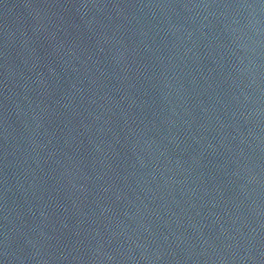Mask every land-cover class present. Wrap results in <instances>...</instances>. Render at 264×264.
Returning a JSON list of instances; mask_svg holds the SVG:
<instances>
[{
	"label": "water",
	"instance_id": "water-1",
	"mask_svg": "<svg viewBox=\"0 0 264 264\" xmlns=\"http://www.w3.org/2000/svg\"><path fill=\"white\" fill-rule=\"evenodd\" d=\"M0 264H264V0H0Z\"/></svg>",
	"mask_w": 264,
	"mask_h": 264
}]
</instances>
